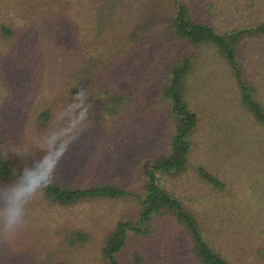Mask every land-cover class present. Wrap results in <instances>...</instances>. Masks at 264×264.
I'll return each instance as SVG.
<instances>
[{
    "label": "trees",
    "instance_id": "1",
    "mask_svg": "<svg viewBox=\"0 0 264 264\" xmlns=\"http://www.w3.org/2000/svg\"><path fill=\"white\" fill-rule=\"evenodd\" d=\"M77 94L0 264H264V0H0V186Z\"/></svg>",
    "mask_w": 264,
    "mask_h": 264
},
{
    "label": "clouds",
    "instance_id": "2",
    "mask_svg": "<svg viewBox=\"0 0 264 264\" xmlns=\"http://www.w3.org/2000/svg\"><path fill=\"white\" fill-rule=\"evenodd\" d=\"M83 99L79 94L73 96L53 115L42 138L36 139L31 148L14 151L22 159L31 158L33 149L38 155L21 169L13 183L0 186V238L12 239L27 226L29 206L48 189L83 135L89 119Z\"/></svg>",
    "mask_w": 264,
    "mask_h": 264
},
{
    "label": "rangeland",
    "instance_id": "3",
    "mask_svg": "<svg viewBox=\"0 0 264 264\" xmlns=\"http://www.w3.org/2000/svg\"><path fill=\"white\" fill-rule=\"evenodd\" d=\"M16 14H17V11H16L14 5L11 4V5L9 6V15H10V16H15Z\"/></svg>",
    "mask_w": 264,
    "mask_h": 264
}]
</instances>
